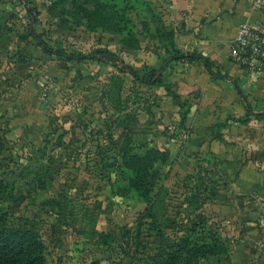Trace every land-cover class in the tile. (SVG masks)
<instances>
[{
    "label": "rangeland",
    "instance_id": "374dc122",
    "mask_svg": "<svg viewBox=\"0 0 264 264\" xmlns=\"http://www.w3.org/2000/svg\"><path fill=\"white\" fill-rule=\"evenodd\" d=\"M27 1L34 9V31L47 47L35 58L33 49L39 44L30 37L26 20L13 32L24 31L19 38L34 41V47L16 50L19 69L0 67V179L28 197L10 221L38 222L49 264H264V192L248 194L244 209L227 207L240 206V196L226 191L231 182L217 169V148L204 155L182 141L171 146L165 163L134 160L154 149L168 150L162 141L155 142L156 136L179 131L177 125L159 126L165 119L158 109V88L120 71L121 64L114 68L58 54L94 55L111 44L100 41V28L88 27V12L97 0ZM103 1L115 3L130 18L128 28L142 47L120 55L151 81L149 63L155 53L165 57L166 50L173 56L163 6L157 0ZM114 36V43L124 37ZM4 49L10 55L8 46ZM179 103L183 109L188 106V100ZM20 116L17 134L9 135ZM249 120L251 138L242 147L259 158L251 162L264 174V116ZM152 163L149 172L157 169L161 175L151 193L159 199L152 211L156 218L145 216L149 203L139 179V172ZM40 181L46 184L40 187ZM52 199L61 203L53 205ZM3 208L8 203L0 201ZM185 237L191 242L182 241ZM213 237L228 244L229 252L186 259L183 248Z\"/></svg>",
    "mask_w": 264,
    "mask_h": 264
},
{
    "label": "crops",
    "instance_id": "0c3cea01",
    "mask_svg": "<svg viewBox=\"0 0 264 264\" xmlns=\"http://www.w3.org/2000/svg\"><path fill=\"white\" fill-rule=\"evenodd\" d=\"M157 2L163 6V18L166 21L165 25L169 27L167 29L176 31L177 48L183 53H196L209 58L219 67L224 77L213 76L203 61L190 63L187 60L172 59L166 50L168 55L165 57L163 53H155L149 64L155 70L160 69L163 80L161 86L152 84L158 88L161 98L157 102L161 104L158 109L165 119L159 126L170 125L171 128L177 125L176 128L179 129L176 134H158L155 142L161 144L162 141L165 145L163 149L170 152L173 144L182 141L190 150H196L204 155L217 148L218 151L213 156L218 161L217 169L227 182H231L229 188L225 187L226 191L231 189L240 196V206L232 204L227 207L244 209L248 194L264 192V174L251 162L259 158L251 157L242 147V144L251 138L249 126L251 121L247 120L252 116L262 115L254 114L253 111H264V77L243 71L230 61L229 54L239 23L247 18L264 20V9L261 12H252L250 0H157ZM18 4L20 6H17ZM31 6L27 0H0L1 68L7 64L18 68L20 64L17 59L20 54L16 50L34 47V41L19 38L18 34L22 37L24 31L15 36L13 32L15 25L21 29L24 21L29 20L30 37H35L39 44V47L35 46L36 49H33L35 58L42 55L41 47H47L34 31V9ZM98 36L101 42H111L108 46L101 47L119 54L122 50H129L130 53L134 51L124 47L120 42H112L115 37L112 34L110 36L101 31ZM7 46L11 51L10 55L4 49ZM167 47L171 50L170 46ZM49 53L54 52L48 50ZM21 57L22 61L26 60L25 55ZM5 59L9 61L6 62ZM15 60L18 63H13ZM92 60L100 65L117 68L106 61ZM35 61L40 62L36 59ZM167 61L168 64L164 66ZM33 67L34 64L29 61L27 63L29 73L33 72ZM18 69L13 71L19 72ZM168 89L174 91L184 102L188 100L186 109L168 93ZM22 119L20 116L13 125H10L9 135L17 134L19 127L16 124ZM184 131L187 134H184Z\"/></svg>",
    "mask_w": 264,
    "mask_h": 264
},
{
    "label": "trees",
    "instance_id": "16d2710c",
    "mask_svg": "<svg viewBox=\"0 0 264 264\" xmlns=\"http://www.w3.org/2000/svg\"><path fill=\"white\" fill-rule=\"evenodd\" d=\"M89 25L91 31H96L98 28L103 32L110 33L112 35H124L120 43L129 49L141 48V42L139 37L129 30L128 23L130 18L125 12L117 9L115 3L105 2L103 0H97L96 7L88 12ZM96 22L92 24L91 22ZM160 31V30H159ZM166 36L168 37V45L173 51L172 59L187 60L190 63L193 61H203L206 68L215 77H224L219 69L209 58L196 54V53H183L177 48L175 36L176 31L174 29H164ZM50 52H54L48 49ZM67 57L68 59L74 58H92L96 60L106 61L111 64L118 66L117 64L123 65L120 71H126L133 75L141 83L163 85L162 75L160 70L152 69L153 79L147 81L146 78L141 77L138 72L128 66L123 57L108 48L98 49L97 54L94 55H67L66 53H58ZM168 93L179 102V96L172 90L168 89ZM240 94L244 97V94L240 91ZM264 114L259 115V117ZM150 153V152H149ZM169 150H151V153L147 156H137L134 160L142 161H154L161 160L165 163L169 160ZM153 167V163L148 165L144 170L145 172H139V177L142 183H144L145 189L142 191V196L149 203L148 209L145 216L156 218V215L152 213L154 207L158 204V197L153 198L151 193L154 191L155 181L160 177V173L157 169L149 170ZM36 182V180H35ZM45 181H40L38 185L43 187ZM24 191L16 189L14 184H8L3 179H0V201L8 203V209H0V264H49L47 256V245L42 232L37 228L38 222L29 219H22L20 223L15 224L10 219L14 216V209L20 206L28 197L24 195ZM58 199H52L51 204L55 205L58 203ZM61 203V202H60ZM61 209V207L59 208ZM62 210V209H61ZM164 234V233H163ZM189 238L185 237L182 241H188ZM205 239V238H204ZM211 242H204L203 245H195L192 248H183L186 252V259L190 262H194L195 259L201 254L204 256L214 255L221 256L229 252V245L224 243L221 239L213 237L210 239ZM190 249V250H189Z\"/></svg>",
    "mask_w": 264,
    "mask_h": 264
},
{
    "label": "built area",
    "instance_id": "2783aa9c",
    "mask_svg": "<svg viewBox=\"0 0 264 264\" xmlns=\"http://www.w3.org/2000/svg\"><path fill=\"white\" fill-rule=\"evenodd\" d=\"M250 6L252 12H261L264 0H250ZM229 56L243 71L264 77V20L247 18L239 23Z\"/></svg>",
    "mask_w": 264,
    "mask_h": 264
},
{
    "label": "water",
    "instance_id": "95a60500",
    "mask_svg": "<svg viewBox=\"0 0 264 264\" xmlns=\"http://www.w3.org/2000/svg\"><path fill=\"white\" fill-rule=\"evenodd\" d=\"M33 24V23H32ZM168 64V61L165 63L164 66H166ZM254 114H263L264 111H253Z\"/></svg>",
    "mask_w": 264,
    "mask_h": 264
}]
</instances>
